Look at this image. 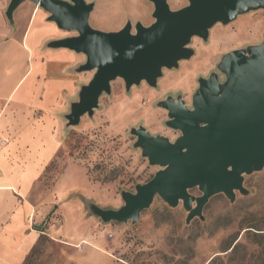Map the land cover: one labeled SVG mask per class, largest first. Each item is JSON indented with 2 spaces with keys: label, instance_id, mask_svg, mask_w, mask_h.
Returning <instances> with one entry per match:
<instances>
[{
  "label": "rangeland",
  "instance_id": "374dc122",
  "mask_svg": "<svg viewBox=\"0 0 264 264\" xmlns=\"http://www.w3.org/2000/svg\"><path fill=\"white\" fill-rule=\"evenodd\" d=\"M85 1L94 3L88 21L96 29L118 30L129 21L134 31L137 21H154L150 0ZM167 3L178 9L188 0ZM20 5L37 7L28 0ZM263 36L264 9L216 23L205 40L191 38L193 55L176 68H164L154 87L142 81L126 90L117 78L110 93L100 96L92 116L85 114L77 125L63 126L59 150L36 188L38 204L45 208L42 233L22 264H264V167L244 175L246 195L236 191L230 202L223 193L215 194L204 205L203 218L189 223L181 201L171 207L158 195L134 223L104 222L90 209L91 204L119 208L124 203L121 191L134 192L136 184L159 169L134 146L130 129L143 126L152 135L174 141L180 132L165 124L167 111L158 102L180 95L189 107L199 77L216 73L224 79L217 68L224 53L258 44ZM92 73L83 72V82ZM189 193L196 196L200 191L193 187Z\"/></svg>",
  "mask_w": 264,
  "mask_h": 264
},
{
  "label": "water",
  "instance_id": "95a60500",
  "mask_svg": "<svg viewBox=\"0 0 264 264\" xmlns=\"http://www.w3.org/2000/svg\"><path fill=\"white\" fill-rule=\"evenodd\" d=\"M27 0H9L5 16L13 23L14 10ZM48 13L47 20L75 34L49 41L53 48H68L85 55L78 72H93L80 85L77 97L65 113L66 126L77 125L80 118L92 116L102 94L110 93L111 82L123 80L125 89L142 81L155 86L162 70L178 67L194 50L188 44L194 36L206 39L216 23L227 24L239 14L264 9V0H188L171 9L167 0L153 3L154 21L144 25L126 22L118 30L104 31L89 24L94 3L85 0H28ZM216 73L198 78L191 108L180 96L158 102L167 109L166 125L180 131L174 140L150 134L145 127L131 128L134 146L150 165L159 166L135 191H121L123 205L117 209L91 204L90 209L104 222L132 223L148 208L155 195L169 206L182 202L185 222L203 218L209 198L223 193L230 202L236 191L248 193L244 175L264 167V36L260 43L245 49L230 50L221 56ZM197 187L199 195L189 189Z\"/></svg>",
  "mask_w": 264,
  "mask_h": 264
},
{
  "label": "crops",
  "instance_id": "0c3cea01",
  "mask_svg": "<svg viewBox=\"0 0 264 264\" xmlns=\"http://www.w3.org/2000/svg\"><path fill=\"white\" fill-rule=\"evenodd\" d=\"M0 0V264H22L39 240L37 185L60 146L63 112L86 77L85 55L53 48L65 37L39 6L19 5L13 24Z\"/></svg>",
  "mask_w": 264,
  "mask_h": 264
},
{
  "label": "flooded vegetation",
  "instance_id": "af4514ba",
  "mask_svg": "<svg viewBox=\"0 0 264 264\" xmlns=\"http://www.w3.org/2000/svg\"><path fill=\"white\" fill-rule=\"evenodd\" d=\"M154 87V86H153ZM178 96H180V95H176L175 97H172V99H173V102H177V97ZM181 97V99L183 100V103H184V105L186 106V104H185V101H184V99L182 98V96H180ZM186 107H188V106H186ZM188 108H191V105L188 107ZM165 109V108H164ZM166 111H167V109H165ZM168 120V116H167V119H166V121ZM166 121H165V124H166ZM177 130V129H176ZM179 131V130H178ZM180 132V131H179ZM180 135V134H179ZM178 135V136H179ZM170 140V139H169Z\"/></svg>",
  "mask_w": 264,
  "mask_h": 264
},
{
  "label": "built area",
  "instance_id": "2783aa9c",
  "mask_svg": "<svg viewBox=\"0 0 264 264\" xmlns=\"http://www.w3.org/2000/svg\"><path fill=\"white\" fill-rule=\"evenodd\" d=\"M6 144V141L4 139H0V146H4Z\"/></svg>",
  "mask_w": 264,
  "mask_h": 264
}]
</instances>
